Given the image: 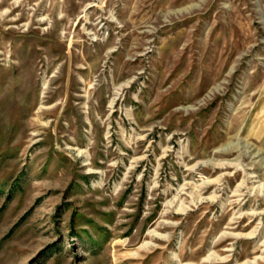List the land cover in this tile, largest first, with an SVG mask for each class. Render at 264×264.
I'll return each instance as SVG.
<instances>
[{
  "label": "rangeland",
  "instance_id": "374dc122",
  "mask_svg": "<svg viewBox=\"0 0 264 264\" xmlns=\"http://www.w3.org/2000/svg\"><path fill=\"white\" fill-rule=\"evenodd\" d=\"M0 264H264V0H0Z\"/></svg>",
  "mask_w": 264,
  "mask_h": 264
},
{
  "label": "bare ground",
  "instance_id": "6f19581e",
  "mask_svg": "<svg viewBox=\"0 0 264 264\" xmlns=\"http://www.w3.org/2000/svg\"><path fill=\"white\" fill-rule=\"evenodd\" d=\"M9 31V30H8ZM10 31H12V30H10ZM45 92V91H44ZM263 183V182H262ZM255 187V186H254ZM262 188V187H261Z\"/></svg>",
  "mask_w": 264,
  "mask_h": 264
}]
</instances>
